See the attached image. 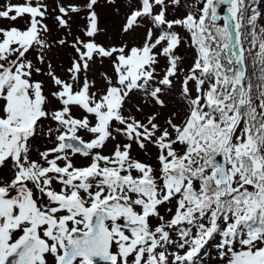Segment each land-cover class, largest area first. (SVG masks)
I'll return each instance as SVG.
<instances>
[{"label": "snow or ice", "instance_id": "snow-or-ice-1", "mask_svg": "<svg viewBox=\"0 0 264 264\" xmlns=\"http://www.w3.org/2000/svg\"><path fill=\"white\" fill-rule=\"evenodd\" d=\"M97 2H57L62 29H70L72 14L87 10L88 39L75 37L70 45L76 55L69 80L48 62L53 45L44 0L0 3V19L24 20L22 27L0 26V169L11 170L0 175V264H94V258L204 264L213 240L221 264H264L261 13L249 15L246 0H197L195 11L168 19L166 0H136L122 31L149 19L142 43L105 47L94 39ZM177 27L194 50L186 66L176 55L182 43ZM55 43L65 46L67 37ZM253 48L261 67L255 83L246 72ZM33 50L40 65L47 63L51 99L33 79L42 73L28 58ZM97 58L111 62L113 76L105 74L106 84L93 91L88 73ZM160 58L166 60L162 75ZM176 83L185 107L164 118L160 110L168 108ZM133 91H142L157 110L139 119L125 115ZM117 137L124 139L104 154ZM38 138L46 143L33 159ZM133 145L145 152L153 146L155 165L134 158ZM76 156L86 164H77Z\"/></svg>", "mask_w": 264, "mask_h": 264}, {"label": "rangeland", "instance_id": "rangeland-1", "mask_svg": "<svg viewBox=\"0 0 264 264\" xmlns=\"http://www.w3.org/2000/svg\"><path fill=\"white\" fill-rule=\"evenodd\" d=\"M8 0H0V3H7ZM24 0H11V3H22ZM44 2L49 7V18L46 21L49 25L50 34H49V43L52 44L51 50L47 53L48 62L51 63L52 68L56 72L58 76L65 80H69V74L67 69L71 65L72 58L76 55L74 49L71 48V43L73 42L75 37H80L81 39H88L84 36V31L87 28V10H82L78 14H72L70 20V29L68 28H60L55 20V15L57 14L56 5L58 0H44ZM67 2V0H65ZM72 3H77L83 6L87 0H71ZM136 3V0H112L110 3L109 0H98L95 11L97 13V25L100 31L95 35L94 39L96 43L101 44L105 47H113V46H121L123 44H127L128 46H135L142 43V38L145 36L147 29L152 27V24L149 19H143L140 21V25L135 27L133 30L128 33H124L122 31V25L125 22L126 14L130 12V5ZM166 3L169 4L167 9V17L168 19L181 18L186 15L189 9L195 11L198 7L197 0H180L179 5L173 6L171 0H166ZM202 6V5H200ZM255 8H261V16L257 20V28L264 26V0H259V4L256 2L254 4ZM224 8V6H222ZM119 9V11H117ZM159 9H157L158 11ZM223 15H227L225 11H220ZM222 20H218V24L221 25ZM13 25V22L0 19V26H9ZM24 25V20L18 19L13 26L22 27ZM70 31V35L68 34ZM155 31V29H154ZM181 38L182 43L179 48L176 50V55L182 58V66H186L192 62L193 57V49L190 48L189 42L190 37L188 33L182 29L177 27L175 29ZM159 34L158 32L156 33ZM67 37L68 44L65 46H60L56 44L55 41ZM247 45V44H246ZM247 45L246 48H248ZM33 61L36 67L42 68L41 74H33L34 80H41L44 84V91L46 95H49L52 91L55 90L52 85L50 79L46 75L48 68L47 63L45 65H40L36 59L35 50L31 53ZM166 66V60L164 58L159 59V67L157 68V73H163ZM107 74L108 77L113 76V70L111 66V62L105 58L101 60L97 58L96 61L91 65V69L88 73V78L90 81H95L96 87L93 91L101 88L104 84H106V80L104 79V75ZM159 78V76H158ZM180 85L178 83L175 84V87L172 91L168 93L166 97V102L168 104V108L160 110L163 113V117L166 116L171 111H182L185 105L181 101L180 97ZM53 104H49V107H53ZM142 106L143 112H138L137 107ZM125 115L131 112L132 115H135L138 119L143 118V116L151 114L154 109L151 102L148 101V98L144 95L142 91H133L127 102L125 103ZM74 113L79 115L77 109H73ZM48 122H45L47 124ZM82 138L87 141L90 139V135L84 133L83 131L80 133ZM123 137H117L116 141H108L106 146L103 149L104 154H110L114 148L115 143H119L123 140ZM46 141L41 139H36L32 141V151L34 150H43ZM132 156L136 159L145 162H151L155 165L154 157L156 155V149L153 146H149L148 151L145 152L141 150L138 146L133 145ZM75 160L77 164L84 165L86 164V158L82 156H76ZM11 174L10 167H4L0 169V175L3 177H8ZM174 203V202H173ZM172 207V204L165 205L161 207L160 212L161 215H167L166 208ZM158 221L156 218L152 219V223L156 224ZM217 240L212 241V246L205 248V252L209 253L208 256H203L204 264H221V261L218 257V253L216 252L214 245L217 243Z\"/></svg>", "mask_w": 264, "mask_h": 264}, {"label": "trees", "instance_id": "trees-1", "mask_svg": "<svg viewBox=\"0 0 264 264\" xmlns=\"http://www.w3.org/2000/svg\"><path fill=\"white\" fill-rule=\"evenodd\" d=\"M259 0H246V3L248 4V10L249 15L251 14V10L255 9L256 11H259V9L254 7V4L258 2ZM259 18V17H258ZM247 45L245 44V48ZM252 55L247 57L246 65H247V74L252 79V81L255 83L257 80V77L260 75L261 67L259 64L258 59L255 58L256 53L258 52L257 48L251 49Z\"/></svg>", "mask_w": 264, "mask_h": 264}, {"label": "water", "instance_id": "water-1", "mask_svg": "<svg viewBox=\"0 0 264 264\" xmlns=\"http://www.w3.org/2000/svg\"><path fill=\"white\" fill-rule=\"evenodd\" d=\"M224 8L226 9V6H224ZM218 12H220V9H218ZM225 12H226V11H225ZM226 14H227V13H226ZM220 15L223 16V14H221V13H220ZM120 222L122 223L123 221H120ZM98 259H99V258H94V262H95L96 260H98Z\"/></svg>", "mask_w": 264, "mask_h": 264}]
</instances>
